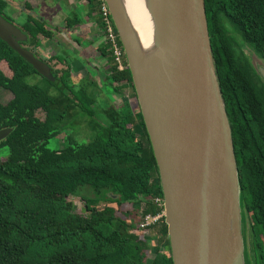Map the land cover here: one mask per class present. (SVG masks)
<instances>
[{"label":"trees","instance_id":"1","mask_svg":"<svg viewBox=\"0 0 264 264\" xmlns=\"http://www.w3.org/2000/svg\"><path fill=\"white\" fill-rule=\"evenodd\" d=\"M12 1L0 0V15L14 24ZM86 1L90 13L97 11L96 0ZM204 6L242 209L251 221L249 264H264V85L243 51L264 62V0H204ZM80 15L70 14L64 29L81 25ZM17 18L14 25L25 36L19 44L42 62L65 68H52L54 81L43 78L0 40V91L11 94L9 101L0 100V130L13 129L0 142L8 150L0 161V264H172L164 219L149 228L160 226L154 247L132 232H138L137 206L144 205L143 215H155L153 199L162 192L140 112H133L128 98L117 108L111 104L125 88L136 99L129 70H117L104 44L97 51L105 66L93 64L90 74L71 84L69 53L40 55L52 30L31 14ZM96 24L102 29L98 15ZM98 68L105 73L101 84ZM36 76L44 87L29 82ZM80 125L86 128L83 142L73 133ZM62 133L63 148L49 149ZM76 197L85 214L68 201Z\"/></svg>","mask_w":264,"mask_h":264},{"label":"water","instance_id":"2","mask_svg":"<svg viewBox=\"0 0 264 264\" xmlns=\"http://www.w3.org/2000/svg\"><path fill=\"white\" fill-rule=\"evenodd\" d=\"M150 1L157 54L149 68L121 1L105 3L155 158L172 264H245L239 172L204 0ZM0 40L54 81L50 67L19 44L24 34L1 15ZM249 60L264 83V62L255 54ZM12 131L0 130V142Z\"/></svg>","mask_w":264,"mask_h":264},{"label":"rangeland","instance_id":"3","mask_svg":"<svg viewBox=\"0 0 264 264\" xmlns=\"http://www.w3.org/2000/svg\"><path fill=\"white\" fill-rule=\"evenodd\" d=\"M21 1L22 0H15V3H12V2L9 3V6H10L9 7V14L11 15V18H13L15 25H17L19 22L17 17L19 16L20 13H27V14L35 13V10H33V12L29 11L26 7V4L24 6V3L21 4L22 3ZM31 8H32V6H31ZM40 13H41V11L37 10V14H40ZM62 17H64V16L62 15ZM43 18L50 23L53 22V19H54V18L50 19V16H46V17L43 16ZM64 18L66 19V17H64ZM65 19H64V22H65ZM45 20H43V21L45 22ZM59 20H60V18L57 19V21L53 22L52 24L60 23V22H58ZM96 20H97V11L90 13L89 9L86 8L85 14H83V18H81V21H82L81 25L84 24V26H81L80 30L78 28L79 26H74L73 28L67 29L68 32L67 31L65 32L67 35L69 34L72 38H75V36H76L75 33H76L79 35H81V34H87V35L93 34L98 39L97 43L94 46L88 47V48H83L81 50V51H83L82 54H83L84 59H87V55L93 54L94 50H97L103 44V42L101 41V38L98 36V33L100 31L93 27V23L96 22ZM48 22H45V23H48ZM49 29L52 30L53 37L51 40L44 41L40 50L43 51V55L46 58L52 57L56 52H58L60 50H70L72 55L75 53L76 56H74L72 58L73 59V63H72L73 67L71 69L72 80L70 81V83L71 84H77L79 79L82 78V76L86 75V73L90 74V72H87V70L80 67L82 59H81L80 52H78V50L76 49V45L74 46V44H75L74 40L69 41L68 39H65L64 36L60 35L61 34L60 32L53 31L54 27H53V29H51V28H49ZM77 37H79V36H77ZM243 50H244L245 55L250 59L252 57V52H250L247 48H243ZM90 59L93 62H95V60L92 59V57H90ZM255 62H256V64H258L257 60ZM49 65L54 70L60 71L61 69H64V66L62 64L56 62V61L50 62ZM99 67H102V66H99ZM89 69H90L89 71H91L93 69L92 66L91 67L89 66ZM98 70L99 71L97 73L96 72L95 73H96V77H98L97 78L98 82L101 84L102 83L101 80H102L103 75L105 73L103 72L102 68H98ZM91 74L94 75V73H91ZM29 82L32 84L37 83L40 87H44V82L41 80L40 77L36 76L35 78H30ZM132 96H133L132 91L129 88H127V89L125 88L121 91L120 95H116L113 97V101L111 104L114 108H117V107H119V105L122 104V101H124L125 99L128 98L130 101L129 103H130V106H131L133 112L134 113L140 112L139 107H138V103H137L136 99L133 98ZM10 99H11L10 93H8L6 91H0V100L2 102H7ZM44 116H45V114L43 113V111H41V110L36 111V117L38 119L43 120ZM80 126H82V127L76 128V131L73 133L76 134V139H80L79 142H83L87 139L86 132H85L86 128L83 125H80ZM65 135L66 134L63 133L60 136H58L57 138L51 139L49 141L48 148L51 150L61 149L63 146V143L65 141ZM7 155H8L7 148L6 147L0 148V161L5 160L7 158ZM68 201L72 203V205L75 208L77 213L85 214L84 204L80 198H77V197L76 198H69ZM100 205H104V204H100ZM144 208L145 207L143 204H139L137 206L138 219L143 214ZM122 209L125 211L124 208H122ZM126 209H130V207H127ZM116 214L119 215V212H117ZM137 224H136V226H137ZM250 225H251V221H250L249 217L246 218V216L242 210V212H241V227H242L243 237L245 234V253H244L245 264H248V261H249L248 255L250 254L249 253L250 252V247H249V228H250ZM159 227L156 226L155 228H151V229L147 230V232H142L141 230H138V232H137L136 227H135L132 230V232L135 234L136 233L141 234L142 238L144 240H148L150 242V246L154 247L155 245H157L158 228ZM134 230H135V232H134ZM160 250L165 251V253H168L166 251V248H164V247L161 248ZM147 253H148V258L151 259L152 255H151L150 251H148ZM169 255H170V251H169Z\"/></svg>","mask_w":264,"mask_h":264},{"label":"crops","instance_id":"4","mask_svg":"<svg viewBox=\"0 0 264 264\" xmlns=\"http://www.w3.org/2000/svg\"><path fill=\"white\" fill-rule=\"evenodd\" d=\"M24 5H29L30 7L32 6V10H35V13H31V15H33V17H37V18H42L43 20H45L43 18L46 16H50V19H53V22H56L57 19L60 18V20L58 22V24H52L53 22H48L45 20L46 25L49 28H59V30L63 31L64 36L68 37L69 36L65 33V29L63 28V22H64V17H68L70 14H72L73 12L76 13H80L81 15L78 16L80 19L83 18V14H85L86 8H87V1L86 0H22L21 1ZM12 3H15V1H12ZM28 3V4H27ZM36 7V8H35ZM37 10H40L41 13L37 14ZM62 15L64 17H62ZM90 24V23H89ZM54 25V26H53ZM84 26L83 25H79V30L80 27ZM79 32V31H78ZM75 38L80 42V45H76V48H78L80 51V55L81 57H83V54L81 51L83 48H88V47H92L94 46L98 40H95V36L93 34L87 35V34H76L75 33ZM79 36V37H77ZM95 40V42H94ZM45 45V44H44ZM68 52H71L70 50H68ZM98 51L94 50L93 54L87 55L92 57V59L95 60L94 65H98V66H102L104 67L106 64V61L103 58H99L98 57ZM83 62H81L80 67L84 68L85 70H87V72L89 71V66H90V62L87 59H82Z\"/></svg>","mask_w":264,"mask_h":264},{"label":"bare ground","instance_id":"5","mask_svg":"<svg viewBox=\"0 0 264 264\" xmlns=\"http://www.w3.org/2000/svg\"><path fill=\"white\" fill-rule=\"evenodd\" d=\"M134 32L144 67L152 66L157 54V32L150 0H120Z\"/></svg>","mask_w":264,"mask_h":264},{"label":"built area","instance_id":"6","mask_svg":"<svg viewBox=\"0 0 264 264\" xmlns=\"http://www.w3.org/2000/svg\"><path fill=\"white\" fill-rule=\"evenodd\" d=\"M97 15L100 17L102 29H99V36L102 41L108 46V50L112 60L118 71H123L127 68L123 49L119 44L118 35L112 23L108 7L105 0H96ZM153 204L158 208L155 215H141L137 224V229L143 232L147 231L151 226L156 225L164 219V204L162 197L153 199Z\"/></svg>","mask_w":264,"mask_h":264},{"label":"flooded vegetation","instance_id":"7","mask_svg":"<svg viewBox=\"0 0 264 264\" xmlns=\"http://www.w3.org/2000/svg\"><path fill=\"white\" fill-rule=\"evenodd\" d=\"M31 12H33V10L31 9L30 10ZM70 16V15H69ZM37 18V17H36ZM67 18V17H66ZM39 19H41V18H39ZM42 20V19H41ZM97 26V24H96V22H94L93 23V27L95 28V29H98L99 30V28H97L96 27ZM63 28H64V22H63ZM68 32V30H65V32ZM60 35L61 36H64V34H63V31L61 30L60 31ZM68 36H69V38L68 37H66V36H64L65 37V39H68L69 41L70 40H74V42H75V44L76 45H80V44H78V40L76 39V38H72L69 34H68ZM98 36H99V33H98ZM100 37V36H99ZM101 38V37H100ZM95 40H98L96 37H95ZM95 40H94V42H95ZM48 41V40H47ZM101 41H102V39H101ZM103 42V41H102ZM75 44H74V46H75ZM105 43L103 42V44H102V46L104 45ZM78 51H79V49L78 48H76ZM67 52V53H69L70 55H71V57L73 58L74 56H76V54L74 53L73 55L71 54V52H68V50H60V51H58V52ZM244 51V50H243ZM251 52V51H250ZM40 55L43 57V58H45V59H48V58H46L44 55H43V51L42 50H40ZM81 59H84V57H81ZM87 60L90 62V67L92 66L93 67V64L95 63V62H93L91 59H90V56L88 57L87 56ZM82 62H83V60H82ZM72 63H73V60H72ZM49 67H50V69H51V73H52V67L49 65V64H47ZM64 66V65H63ZM64 68H65V66H64ZM90 70V69H89ZM88 72H90V71H88ZM86 74H88V73H86ZM85 76V75H84ZM83 77V76H82ZM260 77V76H259ZM261 82H262V84L264 85V83H263V80L261 79ZM63 134V133H62ZM60 136V135H59ZM66 136V135H65ZM57 138V137H56ZM63 146H64V143H63ZM63 146H62V148H63ZM2 161V160H1Z\"/></svg>","mask_w":264,"mask_h":264}]
</instances>
